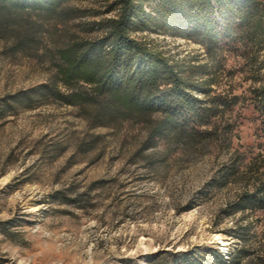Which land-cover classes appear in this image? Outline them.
<instances>
[{
  "label": "rangeland",
  "instance_id": "obj_1",
  "mask_svg": "<svg viewBox=\"0 0 264 264\" xmlns=\"http://www.w3.org/2000/svg\"><path fill=\"white\" fill-rule=\"evenodd\" d=\"M115 1L72 4L92 21L115 15ZM58 34L46 33L43 45L52 48ZM137 37L173 64L194 66L223 98L217 127H203L211 135L150 141L146 123L101 124L92 105L30 107L16 98L51 79L50 54L14 53L0 39V264H185L183 254L188 264H229L237 246L249 255L234 264H264V205H238L252 190V158L264 156L256 99L264 67L238 50L209 53L186 32ZM231 167L239 173L221 181ZM238 227L243 242L231 233Z\"/></svg>",
  "mask_w": 264,
  "mask_h": 264
},
{
  "label": "trees",
  "instance_id": "obj_2",
  "mask_svg": "<svg viewBox=\"0 0 264 264\" xmlns=\"http://www.w3.org/2000/svg\"><path fill=\"white\" fill-rule=\"evenodd\" d=\"M72 1L0 0V39L14 53L38 59L49 53L54 67L49 81L17 96L30 107L35 101L92 105L101 124L144 122L150 141L167 134L191 140L212 134L213 129L203 127H217L223 98L212 96L210 82L198 80L194 66L173 64L137 34L186 32L209 53L223 47L238 50L253 69L264 67V61L258 62L264 51V0H116L111 6L115 15L92 21L82 20L86 10ZM76 20L75 30L67 29ZM48 32H59L52 48L43 45ZM257 93L264 113V88ZM250 164L252 190L238 198L243 208L264 205V156L253 157ZM225 173L221 181L236 176L239 168ZM241 231L238 227L231 233L243 242ZM183 255L188 264L189 256ZM247 255L245 246H237L231 261Z\"/></svg>",
  "mask_w": 264,
  "mask_h": 264
},
{
  "label": "bare ground",
  "instance_id": "obj_3",
  "mask_svg": "<svg viewBox=\"0 0 264 264\" xmlns=\"http://www.w3.org/2000/svg\"><path fill=\"white\" fill-rule=\"evenodd\" d=\"M214 237H215L216 239L220 240V241H223L222 236H221L220 234H218V233H216V234L214 235ZM226 244H228V243H226Z\"/></svg>",
  "mask_w": 264,
  "mask_h": 264
}]
</instances>
